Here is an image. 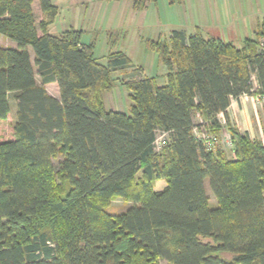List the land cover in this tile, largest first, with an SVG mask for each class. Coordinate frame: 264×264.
I'll list each match as a JSON object with an SVG mask.
<instances>
[{"label": "trees", "instance_id": "16d2710c", "mask_svg": "<svg viewBox=\"0 0 264 264\" xmlns=\"http://www.w3.org/2000/svg\"><path fill=\"white\" fill-rule=\"evenodd\" d=\"M130 1L143 11L156 0ZM57 15L52 0H0V35L17 44L0 47V264H264V143L227 112L241 96L264 98V22L242 47L172 31L155 44L166 83L125 82L126 113L105 94L130 58L100 63L83 30L50 33ZM221 114L233 156L219 145ZM117 198L129 208L108 213Z\"/></svg>", "mask_w": 264, "mask_h": 264}, {"label": "rangeland", "instance_id": "374dc122", "mask_svg": "<svg viewBox=\"0 0 264 264\" xmlns=\"http://www.w3.org/2000/svg\"><path fill=\"white\" fill-rule=\"evenodd\" d=\"M52 4L58 7V15L50 29L52 34L57 35L70 27L83 30L84 41L93 43L95 57L102 64L107 63V58L112 52L121 51L130 58L132 67L123 72L114 73L113 76L118 83L105 94V103L108 108L126 113L130 111L132 100L131 91L125 82L148 77L156 78L159 85L166 83L167 69L161 61L155 44L169 41L173 30L187 27L197 17L199 6L198 0L174 3L170 0H156L143 11H135L130 0H52ZM34 9L37 23H39L44 15L38 4ZM0 47L17 48V44L0 35ZM29 52L33 61L35 54L31 47ZM37 80L40 81L39 77ZM46 89L51 96L60 99L57 84L47 85ZM9 100L10 119L1 128L2 133L7 135L11 133L17 112L14 96L10 95ZM195 121V131L200 138H203V134L197 130L200 127L201 118L196 117ZM166 139V135L158 133L157 151L162 149ZM229 140V135L225 133L219 145L233 156V146ZM165 186L166 182L159 180L155 183V190L160 191ZM206 189L211 205H215L216 201L209 190L207 181ZM128 208L129 204L117 198L112 201L108 213L120 214ZM225 257L230 258V256ZM162 264L166 262L162 261Z\"/></svg>", "mask_w": 264, "mask_h": 264}, {"label": "crops", "instance_id": "0c3cea01", "mask_svg": "<svg viewBox=\"0 0 264 264\" xmlns=\"http://www.w3.org/2000/svg\"><path fill=\"white\" fill-rule=\"evenodd\" d=\"M197 17L183 30L192 34L198 28L205 38L215 37L242 47L247 38H254L264 22V0H198ZM51 29V27H50ZM49 29V30H50ZM174 31V30H173ZM51 33V31H50ZM240 43V44H239ZM264 98L241 96L228 108L230 124L252 139L264 143ZM219 119L224 126L221 139L227 133L223 114Z\"/></svg>", "mask_w": 264, "mask_h": 264}, {"label": "built area", "instance_id": "2783aa9c", "mask_svg": "<svg viewBox=\"0 0 264 264\" xmlns=\"http://www.w3.org/2000/svg\"><path fill=\"white\" fill-rule=\"evenodd\" d=\"M260 98H257V100H259ZM206 139H208V140H211V137H207L206 136ZM229 142L232 144V142H231V139L229 140ZM210 143V142H209ZM213 143V142H212ZM212 143H210L211 145H212Z\"/></svg>", "mask_w": 264, "mask_h": 264}]
</instances>
